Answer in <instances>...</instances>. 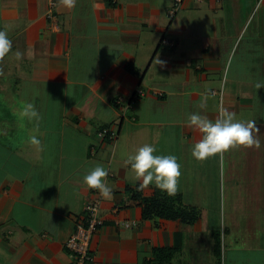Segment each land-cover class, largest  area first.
<instances>
[{"label":"crops","instance_id":"obj_1","mask_svg":"<svg viewBox=\"0 0 264 264\" xmlns=\"http://www.w3.org/2000/svg\"><path fill=\"white\" fill-rule=\"evenodd\" d=\"M173 3L76 0L68 9L60 0H0V29L12 41L0 59V264H73L65 245L100 194L82 182L97 165L113 193L102 197L103 225L88 264H155L153 250L172 247L181 254L170 264H231L225 245L221 263L211 252L220 223L209 227L201 215L189 226L143 219L132 195L147 199L156 187L141 188L126 161L153 144L156 154L178 158L175 194L206 189L215 202L227 190L224 165L232 176L230 165L263 160L264 171V88L255 87L264 81V0H183L170 16ZM163 38L175 46H163ZM137 89L145 96L133 97ZM28 104L39 121L22 117ZM221 107L254 122L259 144L198 161L191 147L200 133L188 116L214 120ZM105 128L114 141L97 137ZM262 248L249 255L242 248L236 262L264 264Z\"/></svg>","mask_w":264,"mask_h":264},{"label":"clouds","instance_id":"obj_2","mask_svg":"<svg viewBox=\"0 0 264 264\" xmlns=\"http://www.w3.org/2000/svg\"><path fill=\"white\" fill-rule=\"evenodd\" d=\"M62 6L72 9L76 0H60ZM12 48V41L8 32L0 29V59L7 56ZM17 61L23 58V53L15 52ZM256 89L264 88V81L255 83ZM205 105L202 102L200 107ZM28 120L39 121L40 114L33 105L28 104L21 113ZM187 125L194 131L200 133V139L191 147V156L198 161L206 160L217 154H223L237 146H252L257 141L253 136L254 122H244L236 119V113L221 107L217 117L209 119L208 116L199 112L191 113L186 121ZM38 130V124L36 125ZM30 143L40 145L41 141L36 135L29 137ZM157 148L153 144L145 143L128 156L127 163L130 165L135 177L140 181V187L145 188L154 185L156 188L168 195H174L177 191L178 181L181 176V165L178 158L172 154H156ZM108 171L97 165L83 176V183L89 189H96L105 199L112 197L113 189L107 184Z\"/></svg>","mask_w":264,"mask_h":264},{"label":"rangeland","instance_id":"obj_3","mask_svg":"<svg viewBox=\"0 0 264 264\" xmlns=\"http://www.w3.org/2000/svg\"><path fill=\"white\" fill-rule=\"evenodd\" d=\"M251 161L254 160L251 159ZM255 161L258 166L248 165L247 162L241 165H230L234 174L232 176L228 172L229 166L224 165L223 173L226 174L220 183L223 186L226 185L227 190L225 193L222 192L220 201L215 202L217 198L213 196L215 193L211 195L206 189H201V191L189 190L186 193L191 192L192 195L181 197L184 201H191L192 204L199 205L195 207L203 219L207 220L206 224L209 227L215 228V224L220 223L221 232L223 228H226L227 234L225 239L222 236V246L225 245L227 259L231 261V264L232 262L233 264H241V262H236V256H240V253L237 252L241 251L242 248L246 251H253L264 247V207L261 204L264 201L263 160L260 163L259 160ZM254 167L258 169L254 175L258 181L252 182L251 178L254 176H251L250 172L251 168ZM244 245H249L248 250ZM246 254L249 255L250 252L248 251Z\"/></svg>","mask_w":264,"mask_h":264},{"label":"trees","instance_id":"obj_4","mask_svg":"<svg viewBox=\"0 0 264 264\" xmlns=\"http://www.w3.org/2000/svg\"><path fill=\"white\" fill-rule=\"evenodd\" d=\"M132 199L141 206L142 218L145 220L161 219L180 221L185 225H193L200 217V212L194 207L183 204L179 194L168 195L156 188L150 198L142 199L139 193H134ZM226 231H215L211 235V252L218 262L222 261V234ZM180 248H155L153 256L155 264H170L178 259Z\"/></svg>","mask_w":264,"mask_h":264},{"label":"built area","instance_id":"obj_5","mask_svg":"<svg viewBox=\"0 0 264 264\" xmlns=\"http://www.w3.org/2000/svg\"><path fill=\"white\" fill-rule=\"evenodd\" d=\"M196 1L200 3L203 0ZM182 3L183 0H174L173 6L169 11L170 16L177 13ZM161 44L168 47L175 46L173 41L166 38L161 40ZM144 96V92L140 89H137L133 97L141 98ZM96 135L99 139L109 141H114L117 137L115 132L106 128L99 130ZM94 195L96 196L90 200L85 207L86 217L84 222L76 226L74 233L69 237L65 245L68 253L71 256L73 264H88L91 262L90 245L92 236L103 225V220L100 217L102 196L97 194V192ZM124 227L128 228L130 227V224H124Z\"/></svg>","mask_w":264,"mask_h":264}]
</instances>
